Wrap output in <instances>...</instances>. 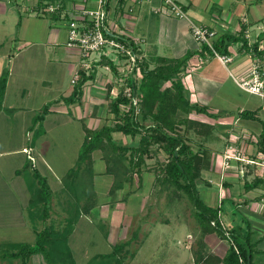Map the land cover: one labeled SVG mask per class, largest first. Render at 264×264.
<instances>
[{
	"label": "crops",
	"instance_id": "0c3cea01",
	"mask_svg": "<svg viewBox=\"0 0 264 264\" xmlns=\"http://www.w3.org/2000/svg\"><path fill=\"white\" fill-rule=\"evenodd\" d=\"M181 1L193 22L216 31L215 42L223 35L237 36L243 32L244 36L248 34L246 40L249 45L257 43L259 49L264 50V0ZM52 4H59L60 9L55 13L46 12L45 8ZM95 7L94 0H0V76L8 70L6 89L0 103V131L5 136V139H0V228L4 230L30 227L34 230L41 220L40 214H36V217L34 215L35 210L40 209V204L31 207L30 203L31 187L35 185L28 182L22 172L28 166L27 157L32 155L31 148H34L33 141L28 145L27 137L33 131L35 117L41 108L50 104L48 101L43 103L42 98L54 91V104L46 114L48 120L44 118L43 121L47 123L51 119L50 122L69 131L74 129L71 123H78L84 136L83 144L91 127L98 129L104 125H97L93 120L101 115L106 98L111 103L114 95L124 90L131 76L123 74L126 69L124 58L105 48L101 54L91 58L92 67L89 72L95 71L96 76L86 82L82 101L73 104L64 101L73 92L68 85V78L82 69L83 62L77 50L66 46L68 23L74 18L79 19L81 10ZM106 11L110 35L136 42L139 60L146 62L150 68L157 65L158 57L181 59L192 55L187 62L183 79L190 101L208 107V112L214 114L213 117L196 112L189 115V119L209 126L207 136L196 132V126L188 135L199 148L203 146L211 149L208 155L210 165L202 171V182L207 181L208 185L216 187V206L220 204L218 192L221 191V198L227 196L233 205L249 210L259 220H263L264 215L256 210L255 203L250 202L251 192L244 187L245 180L241 183L238 178L239 167L242 169L244 166V173L249 172L247 165L233 160L230 169L224 167L223 162L230 148L241 151L243 146H249V143L252 145L254 140L257 143L263 130L264 97L250 94L244 102L245 106L239 110H248L253 116L237 117L232 123V116L227 108L238 106L240 100L228 92L227 83L231 80L236 85L231 74L247 76L256 58H259L264 72V51L261 55H254L240 51L241 42L232 43L228 50L233 61L225 66L208 50L198 46L192 37L189 23L172 16L163 7L161 0H107ZM110 61L115 64L117 71L108 64ZM100 68L101 76L98 75ZM72 79L73 77L71 84ZM121 80L123 84H115ZM221 98L225 100V105ZM88 99L95 102L91 101L90 112L84 114L82 105L88 107ZM85 118L88 121L90 119V122L84 123ZM261 119L263 123L258 128L256 120L261 122ZM19 132H25V140L21 142L17 137ZM113 137L115 138L114 133ZM221 139L225 141L223 153L218 151L217 141ZM2 142L8 147L3 148ZM123 143L132 145L134 142L130 138L128 142L123 140ZM15 155L21 157L16 158ZM228 173L232 175L228 176ZM246 174L245 179L249 177ZM237 183L243 187L241 192H234L233 186ZM58 185L63 186V183L58 181ZM238 195L249 203L237 205L234 199ZM54 198L52 190V200ZM63 206H66V200ZM220 216L223 217L222 213ZM232 222V218L227 221L229 224ZM261 227L264 229V224ZM257 238L264 239V233Z\"/></svg>",
	"mask_w": 264,
	"mask_h": 264
},
{
	"label": "rangeland",
	"instance_id": "374dc122",
	"mask_svg": "<svg viewBox=\"0 0 264 264\" xmlns=\"http://www.w3.org/2000/svg\"><path fill=\"white\" fill-rule=\"evenodd\" d=\"M82 60L87 62L88 58H82ZM94 68L97 69V67ZM101 72L102 68L99 69L98 75ZM123 74L127 73L123 71ZM131 76L139 81L141 75L138 73L136 75L131 74ZM71 77L73 76H69L67 82L74 89L75 84L70 83ZM121 83L123 84L122 80L115 84L120 86ZM91 84L94 85L95 83L91 82ZM95 85L97 86V84ZM96 86H93V88H96ZM227 89L228 92L240 100L238 106L227 108L229 115L232 116L230 118H232L233 123L237 117H240L241 110L239 109L245 106L244 102L250 94L242 91L231 80L227 83ZM220 94L222 98H225L222 93ZM54 98V91L49 92L47 97L42 98L43 103L44 101L50 102V104H46L49 110L54 104ZM108 99L105 100V107L99 118L96 117L97 119L93 120L97 125L100 123H115L113 120L114 115L110 111V99ZM91 101L95 102L88 99V107L82 105L84 114L90 112ZM221 101L225 105V100L222 99ZM42 112L43 108L40 109L38 114ZM44 117L46 118V115ZM47 120L48 118H46ZM50 121L51 119L47 123L38 121L34 126L32 125L34 128L27 137L29 139L27 143L31 145L33 141L34 148H31L33 149L32 155L27 157L28 167H24L22 173L28 182L37 186L38 182L30 167L32 162L38 171L47 178L55 198L52 200L53 206H51L49 217L45 221L40 218V223L38 222L36 228L42 230L45 227H54L60 232L68 227L69 219H73L77 214L76 207L86 203L85 197H82L85 199L75 197L71 186L68 187L65 184L66 175L69 172L71 174L72 170L78 168L84 136L78 123H71L74 129L71 128L69 131L67 128L64 129ZM87 122L89 123L90 119L88 121L85 118L84 123ZM149 123L150 121H146L145 124ZM261 123H263L262 119L261 122L256 120L258 128H260ZM93 131H95V128L91 127L88 133L93 134ZM253 131L257 134V131ZM114 136L119 144H123V140L128 142L131 138L118 133H114ZM17 137L20 142L25 140V132L17 133ZM0 139H5L3 131H0ZM138 139L139 136H136L133 142L136 144ZM217 142L219 143L218 151L223 153L225 141L221 139ZM249 144V146H243L241 151L251 156H257L256 141L254 140L252 145ZM2 147L6 148L8 145L2 142ZM192 147L197 150L199 146L193 142ZM206 149L207 155H209L211 149ZM17 156L21 157V155H15L16 158ZM102 158H105L103 150L97 149L92 154V163L81 165L80 174L89 177L88 181L91 180L93 183V188L90 191L93 192L95 203L89 213L85 214L82 210L81 217L78 218L74 232L69 239V246L76 264H90L95 256L108 254L115 244L127 241L129 245L118 255L121 264H222L221 258L228 249L229 242L213 233L212 230L204 229L200 225L194 215L193 205L186 194L176 190L169 183H162L163 166L161 165L166 160V155L162 151L155 150L151 155L146 156L145 162L139 170H134L132 180L127 182L122 189H117L112 193L110 190L112 186L114 187L115 174L108 171L110 164H108L107 159ZM231 163L227 164L224 161L223 165L232 169L229 167ZM244 170V166H242V169L239 167L238 178L241 183L246 180L245 174L247 172L244 173ZM261 172H263V168H255L248 175L247 180H252L257 173L262 174ZM231 175V173H228V176ZM58 181L63 183V186H59ZM71 181L69 180V182ZM199 185L201 198L207 204L216 206V187L203 182ZM233 187L235 188H233L234 192H241L243 189L238 183ZM220 192H218V201L221 198ZM250 192L249 196L252 198L250 202L255 203L256 210L264 215V199H258L257 197L264 192L260 189ZM238 197L239 195L235 196L234 199L237 205L242 206L244 203H249V201L245 202ZM64 200H66V206H63ZM39 207L40 209L34 212L35 217L36 214L41 215L42 213V205H39ZM221 213L225 227H229L227 221L232 218L233 222L237 221V224L242 225V232L248 231L247 222L250 223L253 230H256V234L252 235L254 240L260 239L257 237L264 233V229L260 228L264 224V219L259 220L251 211L233 205L230 199L225 200ZM0 236H2L0 238V264H21L20 259H3L1 254L7 251L10 243L33 245L36 239V234L31 227L25 229L9 228L8 230L0 228ZM258 249L259 253L256 254L253 264H264V239L259 243ZM29 264L49 263L43 256L34 254ZM55 264L63 263L57 261Z\"/></svg>",
	"mask_w": 264,
	"mask_h": 264
},
{
	"label": "trees",
	"instance_id": "16d2710c",
	"mask_svg": "<svg viewBox=\"0 0 264 264\" xmlns=\"http://www.w3.org/2000/svg\"><path fill=\"white\" fill-rule=\"evenodd\" d=\"M238 42L242 43L240 51L254 55H261L264 51L259 49L257 43L249 45L243 32L237 36L223 35L217 39L214 46L219 53L229 54V45ZM205 49L211 53L209 48L205 47ZM191 56L189 54L181 59L158 57L157 65L154 68H150L146 62L141 60L138 62L136 71L138 70L137 73L139 72L141 75L140 79L136 81L130 76L127 84L133 87L138 94L139 114L136 115L132 108L129 111L122 109V105L129 103V99L122 90L110 103V111L114 115L115 123L113 125L104 124L101 128L95 129L93 134L91 132L88 134L79 155L78 168L66 176L65 184L68 187L71 186L75 197L86 198V203L77 206L78 209L76 207L77 214L73 219H69L68 227L60 232L54 227H45L42 230L34 228L36 234L34 244L10 243L7 251H3L4 253L1 254L3 259H20L21 264H29L31 257L34 254H39L49 264H55L57 261L63 264H76L69 246V239L74 232L78 218L81 217L82 210L85 214L89 213L95 203L93 192L90 191L93 188V183L91 180L88 181L89 177L80 174L81 165L83 163L91 164L93 152L102 149L105 159L110 164L108 171L115 174L114 187L112 186L111 193L117 189H122L127 182L132 180L134 170H139L145 162L146 156L151 155L155 150L162 151L166 155L165 162L161 163L163 166L162 183H169L176 190L186 194L193 205L194 215L200 225L204 229L212 230L213 233L229 242L228 249L221 258L222 264L254 263V258L259 253L258 245L263 238L253 239L252 235L256 234V230H253L252 225L248 222L247 232H242V225L237 224V221L229 224V227L224 226L220 213L225 200L230 198L225 196L221 198L219 206H212L200 196L199 184L204 181L202 171L209 167L210 162L207 149L202 146V148L198 147L197 150H194L188 135L196 126L194 128L196 132L207 136L209 126L189 119V115L196 112L213 117L214 114L208 112V107L190 101L183 79L187 62ZM108 64L114 71H117L112 61ZM78 73L79 77L72 94L64 100L68 104L80 102L84 95L86 82L93 80L96 76L95 71L87 74L85 70L79 69ZM7 78L8 70L6 69L0 76V103L4 97ZM48 111V106L44 107L43 112L35 117L34 124L43 121L44 115ZM239 116L252 117L253 113L242 110ZM146 121H150V123L145 124ZM115 132L122 133L132 139L139 136V139L134 145L119 144L113 137ZM256 145L259 152L264 155V124ZM30 167L38 182L37 187H31V207L37 204L42 205L40 217L45 221L50 214L52 190L47 178L38 171L32 162ZM247 167L249 172L246 175L257 168L256 165L249 164ZM69 180L72 181L69 182ZM205 183L208 185L209 182L205 181ZM244 187L247 191L256 189L264 191V175L257 173L252 180L246 179ZM257 197L264 199V193ZM128 245V241L115 244L110 253L95 256L90 264H121L118 255Z\"/></svg>",
	"mask_w": 264,
	"mask_h": 264
},
{
	"label": "built area",
	"instance_id": "2783aa9c",
	"mask_svg": "<svg viewBox=\"0 0 264 264\" xmlns=\"http://www.w3.org/2000/svg\"><path fill=\"white\" fill-rule=\"evenodd\" d=\"M94 1L96 3L95 8L81 10L78 16L79 19L74 18L68 23L66 46L77 50L82 58H88L87 62H82V69L87 74H89L92 67L91 58L94 55L101 54L105 48L111 49L124 58L127 69V71L125 69V72L127 74H138L139 72L137 73L138 70L136 71V68L140 58L135 49L136 42H130L118 35H110L106 11L107 0ZM161 2L172 16L186 20L189 23L192 37L200 48H209L212 55L225 66L233 61L232 55L219 53L215 49L216 31L193 22L181 0H161ZM58 9H60L59 4H52L48 5L45 11L55 13ZM247 36L248 34L245 37ZM231 76L236 85L244 92L264 97V72L261 69L259 58H256L247 76L239 77L233 74ZM78 77L79 73L76 71L71 81L72 84H76ZM123 91L124 95L129 99V103L128 105H122V109L129 111L132 108L135 110V114L138 115L140 104L135 89L127 84ZM117 96L118 93L114 95V98ZM253 157L255 156L230 148L225 156V161L227 164L235 160L241 161L246 165H256L257 168H263L261 173L264 175V155L258 152V155L255 158Z\"/></svg>",
	"mask_w": 264,
	"mask_h": 264
}]
</instances>
